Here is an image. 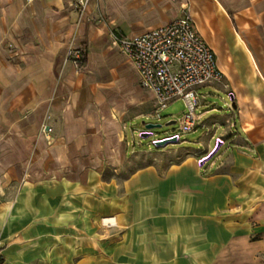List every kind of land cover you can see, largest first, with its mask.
Masks as SVG:
<instances>
[{
	"label": "crops",
	"instance_id": "crops-1",
	"mask_svg": "<svg viewBox=\"0 0 264 264\" xmlns=\"http://www.w3.org/2000/svg\"><path fill=\"white\" fill-rule=\"evenodd\" d=\"M86 1L83 9L78 0H0V136L12 135L3 130L15 123L21 129L12 137L24 153L1 165L0 264H96V240H108V264H264V0ZM183 15L192 17L223 73L207 84L232 99L229 113L215 115L216 105L199 95L203 149L137 167L124 195L91 160L65 165L86 170L82 177L55 174L30 157L35 146L23 135H30L25 122L32 116L49 112L56 132L88 135L64 120L86 84L69 51L105 42L95 24L133 37ZM79 143L72 136L67 146ZM100 184L108 186L106 199L95 195ZM87 200L86 216L95 222L110 215L116 223L79 228L78 208ZM128 201L138 223L152 202V228L120 222Z\"/></svg>",
	"mask_w": 264,
	"mask_h": 264
},
{
	"label": "rangeland",
	"instance_id": "rangeland-1",
	"mask_svg": "<svg viewBox=\"0 0 264 264\" xmlns=\"http://www.w3.org/2000/svg\"><path fill=\"white\" fill-rule=\"evenodd\" d=\"M247 1L250 0H244L243 5H247ZM95 25L96 32L103 34L106 40L98 42L93 50L89 49L88 42L77 46L79 49L87 44L88 64L90 60L93 65L85 72L78 73L77 79L86 81V84L82 86L79 93L74 92V112L70 114L71 117L68 115L67 120H64L67 123H73L75 127L79 126L81 131L88 135L79 137L73 134L74 139L79 138L80 143L67 146L72 138L70 132H65L64 129H58L56 132L54 116L48 112L40 120L33 116L26 119L25 124H28L30 128V135L23 136L27 142H32L35 146L30 157L39 161L37 164L45 165L46 170L58 175L75 171L83 177L86 170L72 169L65 165H68L70 160L81 162L91 160L92 164L100 169L102 179L106 182H116L119 194L124 195V182L137 167L160 159L177 160L178 157L182 159L189 149H203L202 140L206 138V129L198 126L191 132L181 131V119L187 112L182 98L171 102L159 116H154L157 109L156 100L152 93L140 87L133 61L121 47L120 37L117 35L119 30L108 29V26L104 24ZM198 95L201 98L206 95L208 102L216 105L217 108L212 114L229 113L232 99L226 91L213 84H205L198 89ZM203 108L202 104H199L196 110L198 125ZM172 120H176V123L166 124ZM147 123L161 124V126L147 129ZM47 124L53 127L50 135H46L43 131ZM19 129L21 128H17L14 123L12 130H3L6 133L11 131L12 135L0 136V180L7 171L1 167L3 162L16 163L24 155L23 152H18L19 147L16 145L18 141L12 137ZM148 130L152 132V135L142 136V132ZM178 133L180 134L178 142H169L165 145L153 143L155 139ZM80 165L83 166V163ZM18 171L24 173L25 170L20 168ZM100 185L102 187L97 188L95 195L100 199H106L108 186ZM88 203V200L85 203L81 201L82 206L78 208L81 212L76 220L79 228H96L100 221L109 225L104 219L110 215L104 217L98 215L94 218L95 222L93 217L86 216L87 211L84 207L88 206ZM132 203V201L127 202L129 210L126 215L118 217L120 222L128 224L129 228H152V202L144 204L145 215L139 218V223L137 210L132 207ZM70 207L76 208V203L72 202ZM97 233L99 236L106 237L108 228H98ZM95 252L96 264H108V240H96Z\"/></svg>",
	"mask_w": 264,
	"mask_h": 264
},
{
	"label": "built area",
	"instance_id": "built-area-1",
	"mask_svg": "<svg viewBox=\"0 0 264 264\" xmlns=\"http://www.w3.org/2000/svg\"><path fill=\"white\" fill-rule=\"evenodd\" d=\"M77 4L86 9L87 1L78 0ZM120 42L133 61L140 87L152 93L156 100L154 116H159L171 102L182 98L187 112L181 119V131L187 133L196 130V110L200 104L197 88L221 81L223 73L217 65L214 50L198 31L192 17L183 15L140 35L120 38ZM79 50L74 47L69 51V57L76 67ZM43 131L50 135L53 127L47 124ZM168 138H176L175 142H178L180 134L158 138L153 143ZM206 158L204 156L199 161Z\"/></svg>",
	"mask_w": 264,
	"mask_h": 264
},
{
	"label": "trees",
	"instance_id": "trees-1",
	"mask_svg": "<svg viewBox=\"0 0 264 264\" xmlns=\"http://www.w3.org/2000/svg\"><path fill=\"white\" fill-rule=\"evenodd\" d=\"M118 37L123 38L126 37L122 32H118ZM79 61H78V67L77 71L79 73H83L87 70L88 68V47L87 44H84L82 48L79 50Z\"/></svg>",
	"mask_w": 264,
	"mask_h": 264
},
{
	"label": "water",
	"instance_id": "water-1",
	"mask_svg": "<svg viewBox=\"0 0 264 264\" xmlns=\"http://www.w3.org/2000/svg\"><path fill=\"white\" fill-rule=\"evenodd\" d=\"M234 106H235V104H233V107ZM174 123H176V120L169 121L166 124L170 125V124H174ZM160 126H161V124H153V123H147L146 124V128L147 129H152L154 127H160ZM149 135H152V132H150V131L142 132V136L148 137ZM175 141H176V138H168V139L156 141L155 144L156 145H165V144H167L169 142H175Z\"/></svg>",
	"mask_w": 264,
	"mask_h": 264
},
{
	"label": "bare ground",
	"instance_id": "bare-ground-1",
	"mask_svg": "<svg viewBox=\"0 0 264 264\" xmlns=\"http://www.w3.org/2000/svg\"><path fill=\"white\" fill-rule=\"evenodd\" d=\"M107 224H114L116 223L115 219L108 217L104 220Z\"/></svg>",
	"mask_w": 264,
	"mask_h": 264
}]
</instances>
